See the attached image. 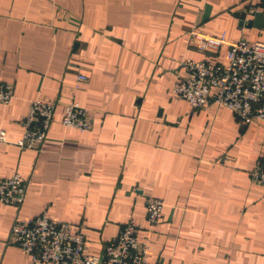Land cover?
<instances>
[{
  "label": "crops",
  "instance_id": "0c3cea01",
  "mask_svg": "<svg viewBox=\"0 0 264 264\" xmlns=\"http://www.w3.org/2000/svg\"><path fill=\"white\" fill-rule=\"evenodd\" d=\"M253 6L264 12V0H0V83L13 86L0 103V179H28L19 208L0 203V264H33L9 231L43 212L95 255L133 219L147 264H264V187L250 177L264 122L171 97L185 59L226 61V47L189 48L188 31L264 40L233 15ZM37 98L56 104L39 152L16 144ZM72 102L92 111L88 130L61 124ZM148 196L165 203L152 226Z\"/></svg>",
  "mask_w": 264,
  "mask_h": 264
},
{
  "label": "built area",
  "instance_id": "2783aa9c",
  "mask_svg": "<svg viewBox=\"0 0 264 264\" xmlns=\"http://www.w3.org/2000/svg\"><path fill=\"white\" fill-rule=\"evenodd\" d=\"M187 45L200 52L213 51L215 55L226 47V61L185 59V74L174 83L171 97L188 102L194 112L214 104L231 110L242 124L264 122V40L231 41L224 33L211 35L193 28L188 31ZM86 79L84 74L77 76L79 82ZM12 97V84L0 83V103H8ZM55 107V102L31 100L27 113L19 120V148L42 150ZM60 121L65 127L88 130L92 111L72 102L65 106ZM5 137V131L0 130V141ZM250 177L264 187V153ZM27 185L28 179L17 172L0 179V203L19 208L25 200ZM164 206L159 197L146 198V220L150 226L161 221ZM138 229L135 220H127L118 234L106 242L102 254L95 255L78 229L73 230L69 222L53 220L43 212L29 218L16 216L8 242L27 254L33 264H147L150 240H140Z\"/></svg>",
  "mask_w": 264,
  "mask_h": 264
},
{
  "label": "water",
  "instance_id": "95a60500",
  "mask_svg": "<svg viewBox=\"0 0 264 264\" xmlns=\"http://www.w3.org/2000/svg\"><path fill=\"white\" fill-rule=\"evenodd\" d=\"M256 6H253V11L241 10L233 12V15L239 19V26H242L244 23L246 26L254 27H264V12L255 9ZM247 15H250V18H247Z\"/></svg>",
  "mask_w": 264,
  "mask_h": 264
},
{
  "label": "rangeland",
  "instance_id": "374dc122",
  "mask_svg": "<svg viewBox=\"0 0 264 264\" xmlns=\"http://www.w3.org/2000/svg\"><path fill=\"white\" fill-rule=\"evenodd\" d=\"M197 51V50H196ZM198 52H200V51H198ZM207 52H209V53H213L214 54V52L213 51H207Z\"/></svg>",
  "mask_w": 264,
  "mask_h": 264
},
{
  "label": "trees",
  "instance_id": "16d2710c",
  "mask_svg": "<svg viewBox=\"0 0 264 264\" xmlns=\"http://www.w3.org/2000/svg\"><path fill=\"white\" fill-rule=\"evenodd\" d=\"M258 161V160H257ZM38 215V214H37Z\"/></svg>",
  "mask_w": 264,
  "mask_h": 264
}]
</instances>
